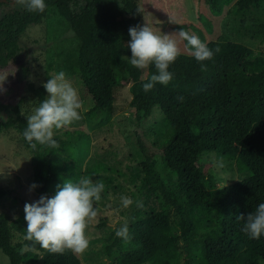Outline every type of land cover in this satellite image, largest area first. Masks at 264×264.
<instances>
[{
    "label": "trees",
    "instance_id": "trees-1",
    "mask_svg": "<svg viewBox=\"0 0 264 264\" xmlns=\"http://www.w3.org/2000/svg\"><path fill=\"white\" fill-rule=\"evenodd\" d=\"M211 8L222 13L219 0H209ZM261 0H237L234 13L253 12ZM136 0H45L43 12H29L18 3L0 0V67L19 58L20 40L32 24L43 22L48 7L57 6L81 39L78 65L83 85L95 104L106 111L114 107L117 71L127 73L132 81L131 106L141 132L136 145L142 160L121 168L115 160L89 156L85 151L79 167L61 155L49 156L42 145L31 148L23 132L27 127L25 95L15 102L0 98V137L16 128L32 150L38 185L34 200L42 194L53 196L57 184L80 177L102 181L98 207L107 201L121 203L122 195L133 203L124 210L125 219L114 227L101 216L98 229H104L103 248L113 264H259L264 260V234L251 239L241 229L240 214L254 211L264 203V49L242 42H230L229 49L217 58L198 62L192 53H182L169 66L174 73L167 84L156 83L148 92L143 83L157 74L154 64L144 69L132 66L121 56L131 54L127 47L129 27L142 25L139 16H131ZM11 7V9H10ZM245 30L264 29L260 18L244 19ZM205 42V37H200ZM264 42V39H263ZM206 66V67H202ZM22 79L30 69L19 66ZM28 90L44 100L46 89L27 83ZM183 96L181 102L177 99ZM163 117L144 127L154 106ZM150 139V142H148ZM58 143L60 138L55 139ZM150 143V144H148ZM69 149V148H67ZM174 177L165 178L157 168V155ZM205 152H215L235 160L245 174L241 180L218 186L204 164ZM87 158V159H86ZM120 178L129 185H122ZM9 189L0 186V205ZM24 209H0V248L11 264H85L79 253L65 250L52 253L38 243L25 239ZM127 223L131 239L117 237V228Z\"/></svg>",
    "mask_w": 264,
    "mask_h": 264
},
{
    "label": "rangeland",
    "instance_id": "rangeland-1",
    "mask_svg": "<svg viewBox=\"0 0 264 264\" xmlns=\"http://www.w3.org/2000/svg\"><path fill=\"white\" fill-rule=\"evenodd\" d=\"M236 1L219 0L222 7L220 13L211 8L209 0H136L131 16H139L142 25L149 24L157 34H173L182 53L190 54L193 49L187 41L179 37L178 31L181 28L199 38L202 34L205 37L204 43L214 51L213 58L229 49V43L234 41L264 49V29L252 31L240 26L244 19L264 20V0L260 1L253 12L244 15L234 13ZM170 17L176 23L171 22ZM80 43V37L72 31L70 23L61 15L57 6H49L43 22L30 25L22 36L19 58L5 67H0V98L7 103L15 102L25 95V110L30 116L39 106L40 97L28 90L27 83L33 82L36 86H43L51 76L64 71L66 79L77 89L82 101V107L78 110L81 118L67 127L54 130L53 138H60L61 142H57L54 148L42 145V150L49 156H63L66 161L79 167L80 173L81 161L87 150L89 156H105L125 168L127 162L133 161L129 158L131 155L136 160L134 163L142 160V153L136 145L137 132H141V129L137 125L136 111L130 104L133 96L132 81L127 73L117 71L118 83L114 87L113 110L99 108L80 77ZM217 47L219 52H215ZM126 56L131 57V54ZM21 64H26L30 69L25 80L20 77ZM144 70L143 76H146L148 70ZM47 95L46 92L44 99ZM162 117L163 112L160 106L156 105L143 126L148 127ZM156 155L160 173L168 180H173L174 177L163 166L161 153L157 152ZM32 156V150L26 145L18 129L12 128L0 137V186L9 189L8 198L0 205L1 210L24 209L26 202L34 201L37 191L30 190V186L35 181L37 171ZM201 161L214 176L218 186L245 177V174L237 170L235 160L223 159L215 152H205ZM220 161L223 167L219 166ZM119 181L122 185H128L122 178ZM124 210L121 203L114 198L103 206L97 219L87 229L88 248L79 253L85 264L114 263V258L108 259L103 248L106 241L103 234L106 228L98 229L97 224L103 216L108 218L114 227L125 219ZM0 264H11L8 255L1 248ZM259 264H264V260L261 259Z\"/></svg>",
    "mask_w": 264,
    "mask_h": 264
},
{
    "label": "clouds",
    "instance_id": "clouds-1",
    "mask_svg": "<svg viewBox=\"0 0 264 264\" xmlns=\"http://www.w3.org/2000/svg\"><path fill=\"white\" fill-rule=\"evenodd\" d=\"M29 12H43L47 5L45 0H15ZM141 12L140 9H137ZM170 21L176 23L170 17ZM131 37L127 47L131 50V57L121 56L132 66L138 69H147L154 64L157 74H153L150 80L143 83L145 92L150 91L158 82L167 85L174 76L169 71V66L175 62L181 54L173 34H157L149 24H137L129 27ZM179 37L187 41L191 46L192 55L198 62L212 60L214 51L202 42L195 34H190L181 28ZM219 52V48L215 49ZM202 67H206L203 66ZM46 99L42 100L34 113L27 117V127L23 132L25 140L31 148L37 145L56 147L57 141L54 130L71 125L81 118L79 109L82 107L77 89L66 79V73L59 71L51 76L44 84ZM181 102L184 97L179 96ZM219 166L223 167L222 161ZM33 183L30 190L37 188ZM105 189L102 181H93L89 177H80L73 182L67 179L63 184L56 185L53 196L42 194L39 199L24 205V219L26 221L25 239L38 243L42 248L52 253H63L71 250L75 253L84 252L89 246V238L86 235L91 223L99 214L98 202L101 193ZM123 208H129L133 203L141 206V202L122 195L120 197ZM239 219L245 223L242 231L251 239H259L264 234V203H260L254 211L240 214ZM115 235L124 241L131 239L129 226L124 223L117 228Z\"/></svg>",
    "mask_w": 264,
    "mask_h": 264
},
{
    "label": "water",
    "instance_id": "water-1",
    "mask_svg": "<svg viewBox=\"0 0 264 264\" xmlns=\"http://www.w3.org/2000/svg\"><path fill=\"white\" fill-rule=\"evenodd\" d=\"M5 2L9 1V0H3ZM11 3H15V0H10Z\"/></svg>",
    "mask_w": 264,
    "mask_h": 264
}]
</instances>
